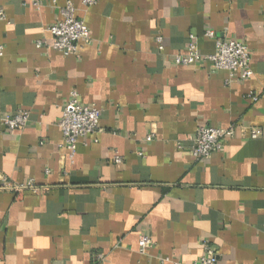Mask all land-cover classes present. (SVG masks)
I'll return each instance as SVG.
<instances>
[{
  "label": "crops",
  "instance_id": "crops-1",
  "mask_svg": "<svg viewBox=\"0 0 264 264\" xmlns=\"http://www.w3.org/2000/svg\"><path fill=\"white\" fill-rule=\"evenodd\" d=\"M49 1L0 0V264H193L205 244L221 264H264V0H71L90 36L77 55L50 46ZM210 29L247 46L248 79L173 63L189 34L213 53ZM72 90L101 112L70 158L57 123ZM19 111L29 122L7 131ZM206 125L237 129L195 159ZM29 180L38 191L13 189Z\"/></svg>",
  "mask_w": 264,
  "mask_h": 264
},
{
  "label": "built area",
  "instance_id": "built-area-1",
  "mask_svg": "<svg viewBox=\"0 0 264 264\" xmlns=\"http://www.w3.org/2000/svg\"><path fill=\"white\" fill-rule=\"evenodd\" d=\"M29 3L37 8L43 5V0H29ZM96 3V0H82V5L87 8ZM50 6L56 9L58 19L47 31L52 35L51 47L64 55H77L81 42L90 41L89 30L82 19L76 17V8L71 0H50ZM0 20L6 22V15L0 9ZM205 36L214 39V52L201 54L193 34H189L185 53L178 54L173 58V63L180 66L196 65L200 62H209L216 70H225L229 73L228 82L243 81L252 75L250 68V54L247 46L239 41L217 37L213 30L205 31ZM157 50H164L163 37L155 36ZM39 45V43H38ZM2 47L0 46V55ZM256 99L255 95H250ZM100 109L95 105L83 104L79 100V95L75 90L70 92V98L62 109L58 127L62 133V146L68 150L69 157L75 154L77 144L80 139L89 135H95L99 131ZM2 122L7 131L16 132L22 130L29 122V114L26 111H19L14 114H5ZM237 127L200 126L195 130L192 138L190 152L195 159L207 157L222 149L225 140L232 137ZM262 135V130L257 127L249 128V137L256 139ZM152 139V135L146 137L147 141ZM119 161V157H115ZM15 191L30 189L38 191V186L34 181L29 180L25 184L13 187ZM153 244L152 239L141 234L138 239V250L146 252ZM102 255H99L101 259ZM193 264H221L216 250L208 244L203 246L200 258Z\"/></svg>",
  "mask_w": 264,
  "mask_h": 264
}]
</instances>
